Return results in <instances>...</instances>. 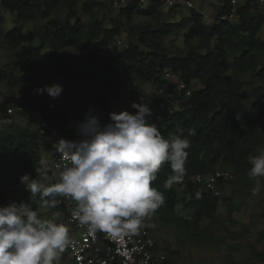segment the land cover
<instances>
[{
	"label": "trees",
	"instance_id": "1",
	"mask_svg": "<svg viewBox=\"0 0 264 264\" xmlns=\"http://www.w3.org/2000/svg\"><path fill=\"white\" fill-rule=\"evenodd\" d=\"M216 1V15L207 21L202 8L190 9L187 16L172 20L170 15H178L172 12L176 7L165 14L159 1L150 0L146 7H141L134 0L118 10L126 19L125 24L112 20L105 25L101 14L107 8L113 10L105 0H0V43L16 51L15 65L28 72L27 78L21 79L0 68V80L12 89H22L17 99L28 111L40 112L74 141L79 138L78 126L83 121H69L64 111L50 109L51 101L35 91L38 86L34 75L48 69L53 79L74 86L101 126L110 123L109 114L116 112L110 109L106 97L112 88L128 85L127 99L142 96L154 110L160 100L152 99L143 90L144 85H153L163 91L166 106L160 120L153 112L149 121H160L162 135L168 138L180 128L196 129L187 150L183 183L164 191L162 185L170 172L167 164L153 182V187L165 196V204L156 214L163 220H174L187 234L198 232L201 222L214 217L220 199L193 178L213 173L218 166L229 167L235 176H245L250 167L248 157L255 156L264 144L262 10L256 0H245L237 7L238 21L228 22L225 18L231 10L229 1ZM211 7L214 9L215 4ZM5 13L13 22L9 31L2 27ZM136 17L142 22L132 24ZM38 20L43 23L25 33L26 24ZM123 31L127 34V46L114 52L113 44ZM169 36L182 38V54H172L165 46L164 38ZM65 49H75L80 54L67 62L62 56ZM97 55L104 60L102 68L89 72ZM166 72L176 76L177 83L166 78ZM179 83L184 85L183 89L178 88ZM176 104L178 109L174 108ZM11 117L0 114V120L11 121L0 123V206L9 203L1 192L9 184L18 185L23 197L30 200L19 177L25 173L35 177V168L44 159V153L53 149L45 138L38 136L32 118L24 115L26 119L20 124ZM224 184L218 183L220 188ZM179 203L190 210V220L175 215ZM52 210L59 213L62 221L65 219L63 202Z\"/></svg>",
	"mask_w": 264,
	"mask_h": 264
},
{
	"label": "clouds",
	"instance_id": "2",
	"mask_svg": "<svg viewBox=\"0 0 264 264\" xmlns=\"http://www.w3.org/2000/svg\"><path fill=\"white\" fill-rule=\"evenodd\" d=\"M35 91L47 92L55 99L63 88L45 85ZM131 108L134 113L111 112V122L104 126L89 110L78 126L77 140L61 138L53 145L64 163L54 169L42 158L35 177L29 173L19 177L30 201L38 197L42 209L57 208L62 200L72 201L73 221L93 235L99 232L116 239L154 227L148 221L165 204V196L153 182L167 164L170 172L162 185L164 191L183 183L190 138L197 132L191 127L180 128L165 138L158 124L149 121L153 110L146 102H133ZM0 123L11 121L5 118ZM248 164L247 176L255 182L251 194L257 196L264 179V149L249 156ZM58 219L59 213L51 219L41 218L32 203L25 201L0 206V264H61L75 241Z\"/></svg>",
	"mask_w": 264,
	"mask_h": 264
},
{
	"label": "rangeland",
	"instance_id": "3",
	"mask_svg": "<svg viewBox=\"0 0 264 264\" xmlns=\"http://www.w3.org/2000/svg\"><path fill=\"white\" fill-rule=\"evenodd\" d=\"M104 1V0H100ZM195 9L202 8L205 12L207 21L217 12L216 0H190ZM215 4L212 9L211 4ZM144 4L143 7H146ZM171 7L163 6L165 14L169 13ZM173 13L178 15H170L172 20H178L179 15L187 16L190 9L185 7L174 8ZM101 18L105 25H109L112 20L119 21L122 25L125 24L126 19L119 15L118 10H105L101 14ZM84 21L87 19L84 17ZM142 22L141 18H134L132 24ZM43 21L27 23L25 26V33H27L35 24H42ZM2 27L7 31L13 27L12 18L8 13L4 15V24ZM261 36L264 34V27L260 31ZM124 43L128 42L127 34L123 31L118 37ZM164 44L172 54L183 53L182 38L180 36H169L164 38ZM122 47L117 46L113 49L114 52H119ZM12 51L4 47L0 43V68L7 70L18 78L26 79L28 72L20 67H17L14 62V54ZM79 52L75 49H65L62 51V56L68 62L73 60ZM95 66L89 69V72L98 71L102 68L104 60L97 55ZM35 84L38 87L45 85H60L63 88L62 93L57 98H52L47 92L40 94V97L49 99L55 108L64 111L69 121H84L86 115L91 110L89 103L81 97V94L74 88V86L66 81L55 80L51 77V72L48 69H43L42 73H36ZM244 79L245 77L242 76ZM246 79V78H245ZM173 83H177L176 76L169 77ZM197 84V83H196ZM194 83V86L196 85ZM89 86L98 91L96 86L89 83ZM116 86L112 88L106 97L110 102V109L112 111L121 112L124 110H132L131 104L133 102L140 103L141 100L147 102V99L138 96L132 100L127 99V88ZM144 93L156 99L157 89L153 85H144ZM22 93V89H12L0 80V95L5 97L18 98ZM175 109H178L176 104ZM0 114H3L0 111ZM12 119L17 118L18 122L22 124L25 121L23 116H13ZM158 125L160 121H157ZM264 149V144L261 145L256 155L260 154V150ZM44 159L50 164V152L44 153ZM217 171L229 170L227 166H218ZM254 181H250L247 174L245 176L233 175L231 179L227 180L223 187H221V194L219 196V204L217 212L211 220H205L200 223L199 231L196 233H184L177 223L172 220H163L159 215L151 218L150 223L154 225L148 228L152 233L157 245L163 251L172 254L174 261L177 264H253L264 261V179L261 180L262 190L257 196L251 194V188ZM26 191V190H25ZM1 192L12 201L16 194L7 193V188H1ZM28 192V191H26ZM29 193V192H28ZM22 195V194H21ZM23 196V195H22ZM30 198V193H29ZM36 208L40 213L41 218L51 219L53 214L57 213L52 209H42L39 207L40 201L37 197L35 201ZM184 203H179L174 209L177 217L185 220H190V210L184 208ZM58 223L64 222L61 218L57 220ZM66 252L62 257L61 264H65Z\"/></svg>",
	"mask_w": 264,
	"mask_h": 264
},
{
	"label": "built area",
	"instance_id": "4",
	"mask_svg": "<svg viewBox=\"0 0 264 264\" xmlns=\"http://www.w3.org/2000/svg\"><path fill=\"white\" fill-rule=\"evenodd\" d=\"M107 4L115 10L126 8L134 0H105ZM137 5L143 7L144 4H149L150 0H135ZM162 6L185 7L188 9H195L190 0H156ZM231 10L225 18L228 22H237L239 7L245 0H228ZM257 6L262 10V20L264 22V0H256ZM264 27V25H263ZM117 46L126 48L127 43H124L118 37L116 38L113 49ZM43 70H39L42 73ZM170 72H166L165 77L169 78ZM179 89H183L182 83L178 84ZM162 90H157L158 99L160 100L157 107L153 110L155 118H162V111L165 109L166 104L162 101ZM186 96L189 92H186ZM49 108L54 109L55 106L49 103ZM0 107L4 116H29L34 120L36 132L38 136L43 137L52 146L50 152V165L55 169L57 165L64 163L57 158L54 143L63 138L72 140L69 136L63 134L54 125L49 123L43 118L40 112L28 111L17 98L5 97L0 95ZM233 176L230 170L215 171L210 174H198L193 178L196 184L203 186L206 190L214 193L215 196H220L221 188L218 183L226 182ZM7 193L16 194L11 199L12 201H25L30 202L28 198L21 195L18 185L9 184L6 186ZM11 201V202H12ZM66 207V217L63 224L69 230L75 244L66 251L65 264H177L172 255L163 251L157 245L152 233L148 228L142 229L138 235H124L119 238L113 239L103 233L91 234L86 227L80 226L77 222L73 221L71 211L74 204L70 200H62ZM253 264H264V261L256 262Z\"/></svg>",
	"mask_w": 264,
	"mask_h": 264
},
{
	"label": "crops",
	"instance_id": "5",
	"mask_svg": "<svg viewBox=\"0 0 264 264\" xmlns=\"http://www.w3.org/2000/svg\"><path fill=\"white\" fill-rule=\"evenodd\" d=\"M260 37H263L264 38V34L261 36V34H260Z\"/></svg>",
	"mask_w": 264,
	"mask_h": 264
}]
</instances>
